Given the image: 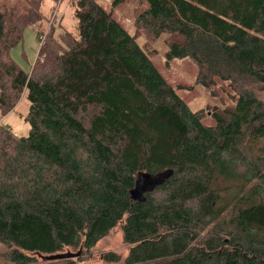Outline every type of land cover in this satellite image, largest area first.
<instances>
[{
    "label": "trees",
    "instance_id": "trees-1",
    "mask_svg": "<svg viewBox=\"0 0 264 264\" xmlns=\"http://www.w3.org/2000/svg\"><path fill=\"white\" fill-rule=\"evenodd\" d=\"M71 1L77 35L36 31L28 73L11 49L42 0L0 7V115L29 102L26 136L0 124V264H85L114 229L127 251L108 264H264V0H142L133 34ZM163 36L166 65L197 67L191 87L152 62ZM218 82L232 105L209 115L178 95ZM140 175L159 185L133 199Z\"/></svg>",
    "mask_w": 264,
    "mask_h": 264
},
{
    "label": "rangeland",
    "instance_id": "rangeland-1",
    "mask_svg": "<svg viewBox=\"0 0 264 264\" xmlns=\"http://www.w3.org/2000/svg\"><path fill=\"white\" fill-rule=\"evenodd\" d=\"M107 11H111L113 17L119 21L129 34L135 32L134 18L139 11L143 10L145 3L142 0H126L124 3L112 8V0H98ZM24 5L23 0H0V7H11ZM74 3L71 0H42V13L44 18L39 23L40 27H27L23 31L22 41L11 49L13 61L27 73L33 66L39 49V41L36 31L45 38L49 35V29L54 26L57 33L69 31L77 35V21L74 16ZM165 37H161L156 42L149 44V49L154 50L152 62L162 74V76L172 84H183L192 86L197 75V67L189 59L173 60L168 65L165 64L163 52L166 45L163 43ZM140 45L147 42L144 35H137ZM259 90L264 99V88ZM215 94V96H214ZM232 91L226 83L218 82L217 86L207 90L200 86H194L190 91L179 92V96L190 106L191 110H203L207 115L212 110L222 106L232 105ZM29 110V102L24 95L18 99L13 110L5 116L0 115V124L9 126L17 135L26 136L29 132V125L25 121ZM209 113V114H208ZM206 124H212L208 118L203 120ZM76 250L71 252L75 253ZM127 247L123 244L122 235L119 230H112L105 238L101 239L94 249L87 253L84 258L85 264H108L103 261L106 252L125 254ZM81 263V262H80ZM79 263V264H80Z\"/></svg>",
    "mask_w": 264,
    "mask_h": 264
},
{
    "label": "water",
    "instance_id": "water-1",
    "mask_svg": "<svg viewBox=\"0 0 264 264\" xmlns=\"http://www.w3.org/2000/svg\"><path fill=\"white\" fill-rule=\"evenodd\" d=\"M144 178V177H143ZM142 178V175L139 176V180L136 183L135 188L131 191V196L133 199H141L142 194L147 190H150L154 186L159 185L158 181H144L145 179ZM141 179V180H140ZM143 180V181H142ZM137 192H139V196L137 197ZM80 255V251L77 253L66 252L65 254H56L48 257H44V259L48 261H56V260H66L71 258H77Z\"/></svg>",
    "mask_w": 264,
    "mask_h": 264
}]
</instances>
